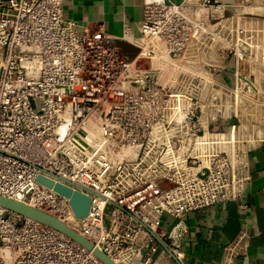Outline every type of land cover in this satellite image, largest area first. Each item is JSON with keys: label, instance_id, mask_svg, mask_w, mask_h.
Instances as JSON below:
<instances>
[{"label": "built area", "instance_id": "1", "mask_svg": "<svg viewBox=\"0 0 264 264\" xmlns=\"http://www.w3.org/2000/svg\"><path fill=\"white\" fill-rule=\"evenodd\" d=\"M62 1L0 0V196L132 264L140 235L151 253L152 234L165 240L163 215L238 199L249 184L264 127L248 133L256 122L230 113L238 91L264 96V23L233 22L218 0H146L130 60L103 32L64 21ZM39 177L89 197L88 216ZM169 250L180 261L179 246ZM0 264L103 263L0 208Z\"/></svg>", "mask_w": 264, "mask_h": 264}, {"label": "crops", "instance_id": "2", "mask_svg": "<svg viewBox=\"0 0 264 264\" xmlns=\"http://www.w3.org/2000/svg\"><path fill=\"white\" fill-rule=\"evenodd\" d=\"M145 1L63 0L62 17L80 31H101L112 41L132 44L131 40L140 36ZM218 1L230 15L243 5V0ZM220 77L225 85L231 84L230 73ZM244 128L250 133L257 127L250 124ZM248 172L251 180L238 199L181 219L163 215L159 232L166 235L165 240H154L156 252L151 253L146 249V234L140 235L137 245L142 247V255L132 264H264V144L250 154ZM174 243L180 248V261L169 250Z\"/></svg>", "mask_w": 264, "mask_h": 264}, {"label": "water", "instance_id": "3", "mask_svg": "<svg viewBox=\"0 0 264 264\" xmlns=\"http://www.w3.org/2000/svg\"><path fill=\"white\" fill-rule=\"evenodd\" d=\"M112 45L120 49L121 52L130 60H133L139 53V50L137 48L122 40L112 41ZM37 181L46 187H54V190L56 192L68 198L70 200V206L77 219H83L88 216L91 202L89 197L78 192H73L71 189L60 184L53 186V182L51 180L45 179L43 177H39ZM0 208L64 234L77 244L84 247L87 251L91 252L93 256L103 264H116L111 258L105 255L99 249L95 248L94 245L87 239L69 228L57 218L42 210L36 209L12 199H8L3 196H0ZM152 235L155 240L161 242V240L155 234ZM174 259L177 260L175 257Z\"/></svg>", "mask_w": 264, "mask_h": 264}, {"label": "rangeland", "instance_id": "4", "mask_svg": "<svg viewBox=\"0 0 264 264\" xmlns=\"http://www.w3.org/2000/svg\"><path fill=\"white\" fill-rule=\"evenodd\" d=\"M258 6V0H251L250 2L243 0V5L240 10L235 12L236 20L233 22H237L239 19L240 22L252 25L264 23V11L261 13L254 11V8ZM236 94L238 95V106L236 112L230 113L231 119H235V115L239 120L245 123L254 124L256 122V127H264V96L257 94L254 99H251L250 95H247L246 90L244 93L238 91Z\"/></svg>", "mask_w": 264, "mask_h": 264}, {"label": "bare ground", "instance_id": "5", "mask_svg": "<svg viewBox=\"0 0 264 264\" xmlns=\"http://www.w3.org/2000/svg\"><path fill=\"white\" fill-rule=\"evenodd\" d=\"M263 8L261 7V6H258V7H256V8H254V11H257V12H259V13H261V12H263ZM128 43V42H127ZM132 44L133 45H135L136 43L135 42H132ZM131 45V44H130ZM134 47V46H133Z\"/></svg>", "mask_w": 264, "mask_h": 264}]
</instances>
